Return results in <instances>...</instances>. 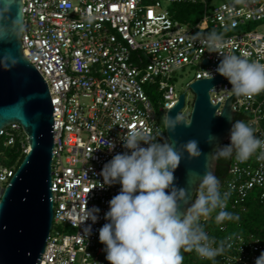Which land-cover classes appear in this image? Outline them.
Segmentation results:
<instances>
[{
  "label": "built area",
  "instance_id": "obj_1",
  "mask_svg": "<svg viewBox=\"0 0 264 264\" xmlns=\"http://www.w3.org/2000/svg\"><path fill=\"white\" fill-rule=\"evenodd\" d=\"M196 1L23 0V52L46 81L54 109V219L40 264H103L99 229L107 222L108 202L121 186L100 187V173L114 155L127 151L122 139L129 128L166 142L164 126L145 84L156 85L163 94L159 111L166 112L180 95L171 83L177 69L197 68L186 86L215 73L217 66L211 64L221 57L210 52L208 35L195 31L203 32L212 25L229 32L219 35L223 41L220 51L264 63V32L248 27L264 21V0L226 1L210 11L206 5L202 20L194 26L174 20L169 8L162 5ZM243 25L247 29H242ZM136 52L141 57L133 58ZM204 58L209 65L202 63ZM230 88L228 83L214 86L212 102L220 101L222 106L232 94ZM83 95L90 97L88 104L83 103ZM233 107L250 114L246 123L264 140V92L251 98L236 97ZM17 138L27 153V137L18 123L0 130V190L16 171L3 164V151ZM108 141L115 143L114 149L107 148ZM259 155L257 150L241 162L233 152L231 178L220 187L222 194H229L227 207L241 206L254 192L264 200V160H259ZM94 207L99 209L95 223L85 220ZM218 230L225 234L226 224H218ZM209 237L217 245L225 241L222 264H255L264 251L254 233Z\"/></svg>",
  "mask_w": 264,
  "mask_h": 264
},
{
  "label": "clouds",
  "instance_id": "obj_2",
  "mask_svg": "<svg viewBox=\"0 0 264 264\" xmlns=\"http://www.w3.org/2000/svg\"><path fill=\"white\" fill-rule=\"evenodd\" d=\"M206 42L210 52L221 57L215 73L209 72L210 79L215 74L222 76L237 97L251 98L264 92V63L224 54L220 51L222 37L215 32L208 35ZM186 99L179 117H164L163 123L169 131L174 132L180 116H184ZM230 123L228 144H219L218 138L211 134L206 138V143L215 145L208 156L229 158L235 152L237 160L246 162L260 150L257 158L264 160V140L257 138L253 127L243 120ZM122 140L127 151L114 155L100 173L103 177L100 187L115 183L121 186L119 193L108 202L109 210L104 216L107 222L99 229V241L104 245L109 264H183L182 251H194L207 260L221 255L225 251V241L217 245L200 221L214 212L217 213V224L238 219L226 211L229 194L221 193L220 181L210 170L202 177L199 173L190 174L199 177L196 198L191 203L187 188L177 187L174 183V172L184 153L188 159L202 155L199 141L190 139L178 143L166 138V142H161L157 136L137 128L127 129ZM105 143L109 150L115 148L114 142ZM98 212L95 207L88 210L85 220L91 219L95 223ZM87 231L91 232V226ZM255 264H264V251Z\"/></svg>",
  "mask_w": 264,
  "mask_h": 264
},
{
  "label": "water",
  "instance_id": "obj_3",
  "mask_svg": "<svg viewBox=\"0 0 264 264\" xmlns=\"http://www.w3.org/2000/svg\"><path fill=\"white\" fill-rule=\"evenodd\" d=\"M23 6V0H0V130L18 123L29 146L9 183L0 190V264H40L54 219V109L46 81L23 52ZM220 59L211 65L217 66ZM202 63L210 64L205 58ZM220 83L228 82L218 74L213 79H195L166 111V115L179 117L187 91L192 92L189 116H180L174 132L164 125L170 140L199 141L202 155L188 159L184 153L174 172V183L187 188L189 203L195 200L199 183V177L190 174L199 173L202 177L206 170L216 173L218 157L208 156L215 145L206 143V138L211 134L221 145L229 142L230 121L235 117L233 100L237 96L232 93L221 108L220 101L213 103L210 91ZM105 256L106 253L103 264H109Z\"/></svg>",
  "mask_w": 264,
  "mask_h": 264
},
{
  "label": "trees",
  "instance_id": "obj_4",
  "mask_svg": "<svg viewBox=\"0 0 264 264\" xmlns=\"http://www.w3.org/2000/svg\"><path fill=\"white\" fill-rule=\"evenodd\" d=\"M150 1V0H144ZM207 5L208 11L212 10L213 6L209 5L206 0H198L196 2H177L173 3L169 6V11L172 18L186 26H194L198 22H200L203 18L205 6ZM255 23V22H253ZM252 24V23H251ZM215 32L217 35L228 34L229 32L222 31L220 29H215L212 25L203 31L204 34L209 35L210 33ZM135 56H140L137 52L134 53L133 58ZM141 57V56H140ZM145 92L150 98L151 103H155V101H159L162 99V93H160L156 89V85L145 84L144 86ZM259 95V94H258ZM154 106V105H153ZM158 120L164 126L163 123V112L158 111L156 106L154 107ZM184 116H187L183 113ZM250 114L248 112L237 111L235 113V120H243L246 122L247 117ZM262 125L264 126V119L262 121ZM229 142H225L228 144ZM25 152L21 148L20 138H17L15 144L11 147H7L3 151V164L9 167L17 168L21 163L23 157L25 156ZM233 156V155H232ZM232 156L229 158L218 157L217 160V168L215 175L220 181V186H223L224 183L231 178L229 173V168L232 162ZM253 193L249 195L246 201L241 206H228L226 211L232 213L234 217H238V219L225 220L224 223L227 226V230L225 234L230 235L234 233H254L261 239L262 244L264 245V200L259 199ZM245 207V209H242ZM219 210L217 209V212ZM217 213L214 212L209 218H201V224L204 226L205 231L211 236H220L222 238L225 236L224 233H220L218 230V224L215 222V215ZM183 264H222L223 257L218 255L214 260H207L200 258L194 251L192 252H183Z\"/></svg>",
  "mask_w": 264,
  "mask_h": 264
},
{
  "label": "rangeland",
  "instance_id": "obj_5",
  "mask_svg": "<svg viewBox=\"0 0 264 264\" xmlns=\"http://www.w3.org/2000/svg\"><path fill=\"white\" fill-rule=\"evenodd\" d=\"M206 1H208L209 5L213 6V5H219L222 2L231 1V0H206ZM162 5H163V7H168V8L170 6L167 3H163ZM248 27H249V29H257L261 32H264V21L252 23ZM242 29H247V26L243 25ZM195 32L203 33L201 31H195ZM196 69L197 68L195 66H186L184 69H177L175 71V73L172 75L171 83L175 86L176 90L180 94L187 87L186 86L187 83L194 78ZM193 98H194L193 94L189 90L187 92L186 109L183 111V113L187 116L190 114ZM82 101H83V103L88 104L90 101V97L88 95H83ZM153 105H154V107L156 106V109H158V111H159V109L161 107V101L157 100V101H155V103H153ZM161 114H163V119H164V117L166 116V113L163 112ZM253 195H255V192L253 193Z\"/></svg>",
  "mask_w": 264,
  "mask_h": 264
},
{
  "label": "bare ground",
  "instance_id": "obj_6",
  "mask_svg": "<svg viewBox=\"0 0 264 264\" xmlns=\"http://www.w3.org/2000/svg\"><path fill=\"white\" fill-rule=\"evenodd\" d=\"M205 25H202V27H204Z\"/></svg>",
  "mask_w": 264,
  "mask_h": 264
}]
</instances>
